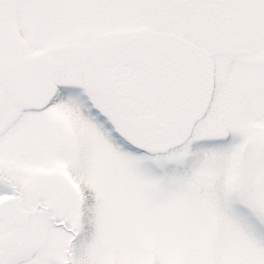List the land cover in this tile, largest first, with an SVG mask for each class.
<instances>
[{
	"label": "snow or ice",
	"instance_id": "obj_1",
	"mask_svg": "<svg viewBox=\"0 0 264 264\" xmlns=\"http://www.w3.org/2000/svg\"><path fill=\"white\" fill-rule=\"evenodd\" d=\"M0 264H264V0H0Z\"/></svg>",
	"mask_w": 264,
	"mask_h": 264
}]
</instances>
